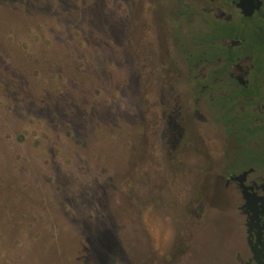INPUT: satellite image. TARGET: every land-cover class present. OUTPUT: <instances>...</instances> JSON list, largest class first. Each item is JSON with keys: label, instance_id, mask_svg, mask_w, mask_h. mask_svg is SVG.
Returning a JSON list of instances; mask_svg holds the SVG:
<instances>
[{"label": "rangeland", "instance_id": "1", "mask_svg": "<svg viewBox=\"0 0 264 264\" xmlns=\"http://www.w3.org/2000/svg\"><path fill=\"white\" fill-rule=\"evenodd\" d=\"M158 3L0 0V264L228 260L225 197L191 222L194 175L160 150L180 55Z\"/></svg>", "mask_w": 264, "mask_h": 264}, {"label": "flooded vegetation", "instance_id": "2", "mask_svg": "<svg viewBox=\"0 0 264 264\" xmlns=\"http://www.w3.org/2000/svg\"><path fill=\"white\" fill-rule=\"evenodd\" d=\"M162 1L180 56L162 66L160 150L194 175L182 210L196 222L223 195L238 233L225 264H264V0Z\"/></svg>", "mask_w": 264, "mask_h": 264}]
</instances>
